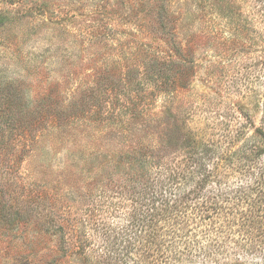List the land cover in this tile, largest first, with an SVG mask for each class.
Here are the masks:
<instances>
[{"label":"rangeland","instance_id":"1","mask_svg":"<svg viewBox=\"0 0 264 264\" xmlns=\"http://www.w3.org/2000/svg\"><path fill=\"white\" fill-rule=\"evenodd\" d=\"M263 134L264 4L0 0V264H264Z\"/></svg>","mask_w":264,"mask_h":264},{"label":"trees","instance_id":"2","mask_svg":"<svg viewBox=\"0 0 264 264\" xmlns=\"http://www.w3.org/2000/svg\"><path fill=\"white\" fill-rule=\"evenodd\" d=\"M256 2L261 3V6L264 4V0H256ZM264 137V134H263ZM264 176V175H262ZM108 179H113V178H108ZM128 181L130 184L128 186H130L133 182L132 179L130 178H125L123 180V183ZM115 180L113 179L110 183H114ZM118 180L115 182L117 184ZM254 184H258L256 185L259 188H262L260 186L259 183H254ZM117 187H119V184H117ZM163 188V187H162ZM164 189V188H163ZM158 192L155 193V197L152 198L153 204L159 207H168L170 206V208H172L173 206H175V204H177L178 199H177V195L172 196V192L169 193L170 197L167 194V191H163L162 190H157ZM220 195L217 194H208V196L200 198L202 199L197 206H194V211L197 212L196 216L199 217L200 219H203V215L208 213V211H215L216 210V205L215 206H208V203L214 204L215 199L218 198ZM173 197V198H171ZM151 205V204H150ZM153 209L156 210V208H154V206L152 205ZM152 218L156 216V214H152L150 215ZM178 217V215L176 216ZM206 217V216H205ZM163 223H169L168 221L171 222L170 219L168 220H162ZM131 225L134 226V228H137V230H140V234L142 233V236L139 237V240H137L139 243L138 244H142V241H149L150 240V244H152V246H154V250L153 252L156 254L158 253L162 246H163V236H159V232L161 230L160 227H158L159 225V221H156L154 224L150 225V226H145L143 224L142 220H138L136 221L134 224L133 222H131ZM158 223V224H157ZM157 224V226H156ZM180 225V222H179ZM146 227V228H145ZM169 230H167V232H165L164 236H166L167 240H169V244L167 246V251L169 250V254L172 255V258H175L176 260L180 259V255H182V251H178L179 245L182 243L181 239H180V229L178 227V225L176 224V221L169 226ZM148 232V233H147ZM131 244L127 245L126 249L130 246ZM151 246V247H152ZM184 246V250L186 245ZM108 247V255L105 256V264H125V257L126 255L123 256V254L120 253H116V250L114 251L112 249V247H109V244L107 245ZM150 249V248H149ZM143 257V256H142ZM87 260H91L92 257L91 256H86ZM146 261L145 260H141V257L138 255L136 256L135 260L133 261V264H144ZM104 264V261L103 263Z\"/></svg>","mask_w":264,"mask_h":264}]
</instances>
